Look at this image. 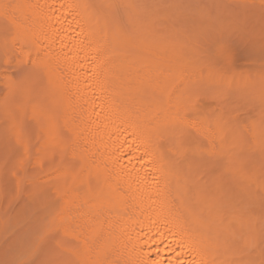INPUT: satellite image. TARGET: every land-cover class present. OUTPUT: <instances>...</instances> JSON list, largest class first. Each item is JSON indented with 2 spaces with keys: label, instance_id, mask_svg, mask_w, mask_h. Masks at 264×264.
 <instances>
[{
  "label": "bare ground",
  "instance_id": "obj_1",
  "mask_svg": "<svg viewBox=\"0 0 264 264\" xmlns=\"http://www.w3.org/2000/svg\"><path fill=\"white\" fill-rule=\"evenodd\" d=\"M133 4L0 0V53L21 72L0 107V156L25 157L4 121L28 118L34 205L56 232L47 264H262L264 217L251 205L264 210V127L236 152L232 127L189 100L215 88L263 106L264 79L224 88L164 65L179 60L143 38L160 10Z\"/></svg>",
  "mask_w": 264,
  "mask_h": 264
},
{
  "label": "rangeland",
  "instance_id": "obj_2",
  "mask_svg": "<svg viewBox=\"0 0 264 264\" xmlns=\"http://www.w3.org/2000/svg\"><path fill=\"white\" fill-rule=\"evenodd\" d=\"M174 2L134 0L133 4L141 11L153 5L160 10V15L147 24L151 40L149 34L143 38L179 60V64L166 61L164 65L175 69L193 66L197 73L203 74L202 77L225 81L224 88L235 80L232 83L238 85L240 82L251 84L264 79V42L259 41L264 35V22L255 18H264V0H179L181 8L177 10L171 6ZM242 11L249 19L240 20L233 15ZM2 29L0 21V34ZM260 31L263 33L259 36ZM1 53L0 107L6 105L9 110L10 81L21 79V72L15 57L3 62ZM145 58L150 59L149 56ZM214 89L210 93L198 89L189 102L196 109L204 110L203 116L212 114V117L222 118L226 125L232 127V136L238 139L236 152L246 150L247 145H251L246 130L258 125L264 127V105L261 107L254 101L238 99L240 102L237 98L225 102L218 96L219 89V94ZM4 123L11 125L16 131V138L24 142L26 149L21 161H13V155L0 156V264H47L46 257L56 232L41 224L34 205L32 186L35 171L32 163L35 141L32 124L28 118L18 121L8 118ZM195 144L190 143L188 147ZM12 163L15 166L11 167ZM246 169H242V174L249 180L251 176ZM205 174L203 172L199 177L206 180ZM254 177L256 187L264 191V172L256 170ZM251 209L257 216L264 217V210L256 204H252Z\"/></svg>",
  "mask_w": 264,
  "mask_h": 264
}]
</instances>
